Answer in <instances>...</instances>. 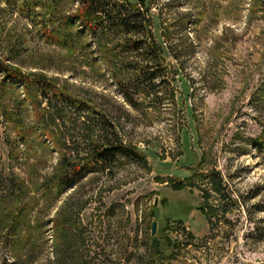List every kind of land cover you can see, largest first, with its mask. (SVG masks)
I'll list each match as a JSON object with an SVG mask.
<instances>
[{"label": "rangeland", "instance_id": "obj_1", "mask_svg": "<svg viewBox=\"0 0 264 264\" xmlns=\"http://www.w3.org/2000/svg\"><path fill=\"white\" fill-rule=\"evenodd\" d=\"M107 5L136 31L0 0V264H264V0ZM107 141L138 158L45 193Z\"/></svg>", "mask_w": 264, "mask_h": 264}, {"label": "trees", "instance_id": "obj_2", "mask_svg": "<svg viewBox=\"0 0 264 264\" xmlns=\"http://www.w3.org/2000/svg\"><path fill=\"white\" fill-rule=\"evenodd\" d=\"M79 4V10L77 13L72 16L71 18H64L63 25L64 26H71L74 23H79L80 26L84 29H87L91 33L94 32V24L95 21L101 18H113V21L118 26H121L125 32L129 31H136V27L131 26L137 22V17L132 15H128L127 13L122 12H111V10H106L107 8V0H75ZM49 34V33H45ZM74 34L80 35V31H76ZM53 38V37H51ZM65 39H68L65 37ZM65 39H54L55 43L65 45ZM136 46V45H134ZM138 46V45H137ZM137 48V47H136ZM3 76L5 79H0V88L3 86L6 87V84L14 85L15 89L17 90V87L24 89L26 92V89L28 86H33L32 83L28 82V79L25 78L20 72H11L8 67L0 62V76ZM8 81V83L5 82ZM35 86H37V91H39V96L42 98V100L47 104V106L51 105L50 97H49V86L45 81L40 80H34ZM4 88V87H3ZM51 98L54 100H60L61 102H67L66 98L62 95H59L55 92H50ZM5 110V109H4ZM3 110V115H5V111ZM43 130V129H41ZM44 132V131H43ZM126 158V159H136L138 158V155L132 151L131 149H128L121 144L117 143L116 141H113L110 143L109 141L99 144L98 146L92 147L87 154L85 155L84 165L81 167L77 163H73L72 165H69V170L71 171V175L69 176V179L60 178V176L56 177L53 183L54 187H48L45 190V193L52 194V192H55V197L60 194L62 191L63 185H67L68 187H72L76 184L77 180L80 179L82 176L88 173H94V172H104L108 166L112 164V162L117 158ZM59 165L61 166L62 163L59 162ZM181 187H178V189ZM214 191L221 195L223 188L221 187V181L218 180L216 183L214 182ZM199 210L203 211L204 208L201 206ZM205 216L209 220V216L207 213H205Z\"/></svg>", "mask_w": 264, "mask_h": 264}, {"label": "water", "instance_id": "obj_3", "mask_svg": "<svg viewBox=\"0 0 264 264\" xmlns=\"http://www.w3.org/2000/svg\"><path fill=\"white\" fill-rule=\"evenodd\" d=\"M154 228H155V222L152 223V229H151L152 233H154Z\"/></svg>", "mask_w": 264, "mask_h": 264}]
</instances>
